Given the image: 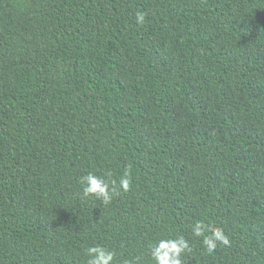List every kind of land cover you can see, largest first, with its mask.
<instances>
[{"label": "trees", "instance_id": "obj_1", "mask_svg": "<svg viewBox=\"0 0 264 264\" xmlns=\"http://www.w3.org/2000/svg\"><path fill=\"white\" fill-rule=\"evenodd\" d=\"M181 235L182 264H264V0H0V264Z\"/></svg>", "mask_w": 264, "mask_h": 264}, {"label": "clouds", "instance_id": "obj_2", "mask_svg": "<svg viewBox=\"0 0 264 264\" xmlns=\"http://www.w3.org/2000/svg\"><path fill=\"white\" fill-rule=\"evenodd\" d=\"M138 22L142 23L144 16L142 13H137ZM128 172H125V176L119 181L120 187L124 191H128L130 186V180ZM79 182L82 185V196L87 198L94 195L97 199H101L104 204H107L112 199V193L115 191V181L110 183L105 178L97 176L93 173H88L79 178ZM192 232L195 236L203 237V244L208 252H212L217 247V242L223 245L229 244V239L225 235L224 231L218 227H212L205 225L203 221H197L192 228ZM210 232L209 235L205 233ZM191 250L189 242L182 235L176 238H162L154 242L150 248V255L155 264H182L181 254L185 250ZM87 254L90 257L88 264H111L114 259L115 253L108 251L103 247L93 246L87 249ZM126 264H133L131 261H127Z\"/></svg>", "mask_w": 264, "mask_h": 264}]
</instances>
